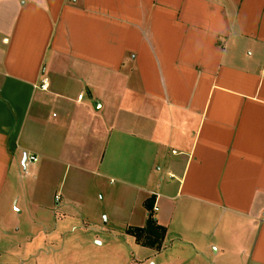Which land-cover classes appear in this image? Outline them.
I'll return each mask as SVG.
<instances>
[{
  "label": "crops",
  "instance_id": "0c3cea01",
  "mask_svg": "<svg viewBox=\"0 0 264 264\" xmlns=\"http://www.w3.org/2000/svg\"><path fill=\"white\" fill-rule=\"evenodd\" d=\"M28 167L41 225L81 228L109 181L122 235L152 199V251L264 264V0H0L2 227Z\"/></svg>",
  "mask_w": 264,
  "mask_h": 264
},
{
  "label": "rangeland",
  "instance_id": "374dc122",
  "mask_svg": "<svg viewBox=\"0 0 264 264\" xmlns=\"http://www.w3.org/2000/svg\"><path fill=\"white\" fill-rule=\"evenodd\" d=\"M40 180L30 167L27 174L18 177L19 198L17 200L16 196L13 200L7 226L0 225V264H184L168 249L161 254L154 252L150 247L139 245L132 237L122 235L119 226L107 223V213L117 203L122 205L117 195H113L117 184L109 181L103 182L100 194L93 193V201L89 204L99 210L91 214L92 217L87 212L90 222L81 228H71L69 221L57 225L53 215L48 214L41 225L40 205L48 203L50 197L48 194L24 196L22 189V184L40 186ZM68 180L64 178L65 184ZM131 200L132 196L127 194L123 206Z\"/></svg>",
  "mask_w": 264,
  "mask_h": 264
},
{
  "label": "trees",
  "instance_id": "16d2710c",
  "mask_svg": "<svg viewBox=\"0 0 264 264\" xmlns=\"http://www.w3.org/2000/svg\"><path fill=\"white\" fill-rule=\"evenodd\" d=\"M152 199L145 202L148 216L144 227H131L126 230V233L135 237L138 244L159 250L162 246L165 235V228L158 225L152 214Z\"/></svg>",
  "mask_w": 264,
  "mask_h": 264
},
{
  "label": "built area",
  "instance_id": "2783aa9c",
  "mask_svg": "<svg viewBox=\"0 0 264 264\" xmlns=\"http://www.w3.org/2000/svg\"><path fill=\"white\" fill-rule=\"evenodd\" d=\"M47 86H48L47 85V81H46V79H44V80H42V83H41V85L39 87L42 88V89H46ZM79 98H81V95L79 96ZM36 160H37V157L35 155H33V154H30V155L27 156V161L28 162H35ZM55 199L58 200V197H56ZM156 209H157L156 206H154V210H156Z\"/></svg>",
  "mask_w": 264,
  "mask_h": 264
}]
</instances>
